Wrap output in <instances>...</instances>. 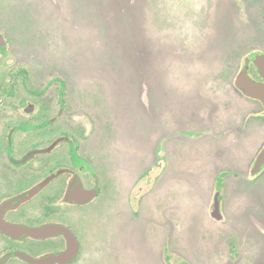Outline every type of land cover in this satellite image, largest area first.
<instances>
[{"label":"rangeland","instance_id":"1","mask_svg":"<svg viewBox=\"0 0 264 264\" xmlns=\"http://www.w3.org/2000/svg\"><path fill=\"white\" fill-rule=\"evenodd\" d=\"M0 31L8 41L0 55V204L66 157L63 146L58 158H41L14 182L4 140L20 132L12 140L16 159L46 147L43 136L21 127L46 120L58 92H33L61 79L70 118L60 127L83 132L92 148L106 138L103 152L116 153L112 227L101 249L92 248L100 264H264V169L249 178L264 146L263 107L234 86L245 58L264 54V0H0ZM26 100L37 103L34 113H24ZM127 188L143 191L137 212L120 202ZM216 192L223 223L209 216ZM56 205L43 193L7 217L42 223ZM104 205L108 225L112 203ZM18 248L0 235V259ZM51 248L21 249L40 256Z\"/></svg>","mask_w":264,"mask_h":264},{"label":"flooded vegetation","instance_id":"2","mask_svg":"<svg viewBox=\"0 0 264 264\" xmlns=\"http://www.w3.org/2000/svg\"><path fill=\"white\" fill-rule=\"evenodd\" d=\"M5 48L6 47L2 48L1 53ZM251 67H253V69H256L255 66L251 63L250 72H251ZM57 80H61V79H57ZM256 80H260V77L259 79ZM61 81L62 82L61 83L58 82V84L55 83L47 84L45 86V90L44 89H43L44 91L41 90L43 92L48 90L58 92V99L55 101V103L51 104L48 107L49 114L48 116H45L46 120L45 119H44L45 121L41 120L45 117H40L39 119L41 121L39 122V124H37V126L31 127L32 131H30V133L35 135V138H38V136L40 135L43 136L42 138H45L47 140L46 147L44 148L34 147L30 151H28L21 159L15 158L16 161H18L17 163H12L14 159L12 160L10 158V155L11 153L14 152L15 149L12 140H14L15 135L19 134L20 132L19 133H17L16 131L10 132L8 133V135H6V138H4V140L6 139L10 142V144H7L5 151L7 152L10 161V164L7 166V168H9L7 171L8 172L12 171L11 173H9V175L14 178V182H16V179L21 177V175L19 174L21 170H24L27 167H32V168L38 167L39 164L37 162L41 158L53 159L56 156L58 158L61 154L57 153L58 154L57 155L55 154V152L64 149L62 147L66 146L65 148L67 152L66 157L64 156L60 162L54 163L55 164L54 166L53 165L48 166L49 167L47 170L48 173L44 175L43 178L39 182H37L33 188L20 193L21 195L23 194L32 195L31 198L25 203L37 199L40 197L41 194L46 193V198L49 199V202L57 203L60 206L56 205V207H51V206L48 207L47 213L45 214L50 219L46 222L28 223L23 221H17L15 219H9L7 217L8 213H11L15 209L9 210L7 212L6 220L14 223L24 224L30 227H39L46 224L63 225L70 230L73 236V240L76 239L78 243V251L73 259L64 262H55L54 264H100L102 256L100 254H94L92 248L94 245L96 246L97 244L100 247L99 249H101V243L104 242V239L109 234L108 233L109 228L112 227L111 224L119 196L118 175L116 170L115 171L113 170V168L115 169L116 167L114 165L115 164L114 158L116 153L114 150H112L113 153H109V154L103 152L104 148L102 146H104L105 144L104 142L106 138L101 139L100 136L97 139L96 147L92 148L87 143L89 138H85V134L83 132L69 131V129L67 128L63 129L60 127V125H63L64 123L68 124L70 118L69 115H66L70 103L68 100H66L68 95L67 94L68 85L63 80ZM3 91L4 89L1 88V93H0L1 97L3 96L2 94ZM43 92L39 93L38 96L43 94ZM11 94L12 92L10 93V95ZM1 99L3 98H0V102L2 103V105L0 106H3V103H5V101H2ZM29 103L35 104V110H36L37 103L36 102L34 103L31 100H26V105L23 108L24 113H26L25 108L28 106ZM43 114L44 113H41V115ZM260 114L264 115V108H263V113ZM55 127H60L62 132L57 134L53 131L51 132L47 130L49 128L53 130ZM27 155L30 157L28 158V160H27ZM161 157L162 156H160V161L158 166L159 169L161 171H164L165 173V163L164 161H162ZM263 169L264 167L262 168V171ZM251 170H250L249 178L252 179H255L262 173L261 171L257 175H252ZM31 172H35V171L31 170ZM228 176H229V170L222 171L221 178H223L222 179L223 182H226V180H228L227 179ZM152 177L153 174L150 175V177H148L146 181L148 186L151 185L152 183L151 180ZM37 179L38 177L36 176L35 180ZM73 187L75 188L82 187L83 190L90 192V194L87 193L88 195L87 202L74 203L66 199L67 194ZM141 190L142 189H140V191H138L136 195H133L132 189L127 188L125 194L122 195V197L120 198V202L122 204L123 202H125L126 205L131 207L133 211L137 212L140 205L139 203H136V201L139 202V200L143 196L142 194L143 191ZM19 195L17 194L13 197H10L9 199L15 198ZM129 195L131 196V198H128ZM106 202L112 203L111 206L112 209L110 212L108 225H107V219H108L107 212H106V207L104 205V203ZM213 205L214 202H212V206L210 208L211 216L213 211ZM77 207L83 208L82 210L85 209L86 212L79 217L76 216V214L74 215V213L71 214L70 213L71 209ZM221 210H223L222 203H221ZM93 213L95 214V216H92ZM97 220H99L100 222H97ZM223 221L224 219L219 222H223ZM0 235L6 238L11 243H14V245H20V248L9 250L5 254H3L2 258L0 259V264H6L8 261L13 259L21 261L24 264H30L29 262L22 259L21 256L22 254H26V255L29 254L25 253L21 248L30 247V246L36 247L41 245V243L43 242L52 243V248L49 249L47 252L40 254V256H36V255L33 256L29 255V256H32L34 258H42L46 256L57 257L63 252H65L66 249L68 248V239L62 234H58L46 239L24 238L22 240H14L10 237H7L2 232H0Z\"/></svg>","mask_w":264,"mask_h":264},{"label":"water","instance_id":"3","mask_svg":"<svg viewBox=\"0 0 264 264\" xmlns=\"http://www.w3.org/2000/svg\"><path fill=\"white\" fill-rule=\"evenodd\" d=\"M8 42L4 34L0 31V53L2 48L7 47ZM257 69L260 80H256L250 74V64ZM235 88L240 91L243 96L254 101H258L264 108V54H257L253 58H245L244 65L239 74L234 79ZM35 111V104L29 103L25 108L27 114ZM264 167V147L258 154L255 164L251 170L252 175H257ZM88 194L83 188H71L66 199L74 203L87 202ZM93 195V194H92ZM32 195L23 194L12 199H7L0 204V232L14 240H22L24 238L46 239L58 234H62L68 239V248L65 252L57 257L46 256L42 258H34L32 256L22 254V259L30 264H54L55 262H64L75 257L78 251V243L73 240V236L68 228L59 224H46L39 227H30L24 224L14 223L6 220V214L9 210L17 209L31 198ZM90 197V196H89ZM221 193L216 192L214 196V205L212 217L218 221L223 219L221 212Z\"/></svg>","mask_w":264,"mask_h":264},{"label":"trees","instance_id":"4","mask_svg":"<svg viewBox=\"0 0 264 264\" xmlns=\"http://www.w3.org/2000/svg\"><path fill=\"white\" fill-rule=\"evenodd\" d=\"M255 70V73H256V75H257V77L258 78H256V79H259V76H258V74H257V71H256V69H254ZM21 76H22V82H24L25 81V76L27 75V72L26 71H20V73H19ZM15 77H16V74L13 72V73H11V75H9V78H12L13 80L15 79ZM54 82H59V83H61L62 81L61 80H51L48 84H52V83H54ZM12 83H13V81H12ZM1 88H2V86L0 85V93H1ZM45 90V89H44ZM43 90V91H44ZM43 91H35V92H33V93H35V94H39V93H41V92H43ZM240 92V91H239ZM3 93H6L5 91H3ZM241 93V92H240ZM0 98H1V95H0ZM28 129H31V127H29V126H22L21 127V130H23V131H27ZM10 158L13 160L12 161V163H17L18 161H16V159H15V157L14 156H11L10 155ZM28 158H30L28 155H27V160H28Z\"/></svg>","mask_w":264,"mask_h":264},{"label":"crops","instance_id":"5","mask_svg":"<svg viewBox=\"0 0 264 264\" xmlns=\"http://www.w3.org/2000/svg\"><path fill=\"white\" fill-rule=\"evenodd\" d=\"M162 156V155H161ZM216 194V193H215ZM215 196V195H214ZM221 200V199H220ZM212 202H214V197H213V200H212ZM212 202H211V205H210V207H209V216L211 217V219H212V221L214 220L215 222H217V223H223V222H219L218 220H216V219H214L211 215H210V208H211V206H212ZM127 207L129 208V210H131V207H129L128 205H127ZM132 211V210H131ZM221 212H222V210H221ZM132 213H133V211H132ZM222 214H224L223 212H222ZM223 219H225V215H223ZM222 219V220H223ZM221 220V221H222Z\"/></svg>","mask_w":264,"mask_h":264}]
</instances>
